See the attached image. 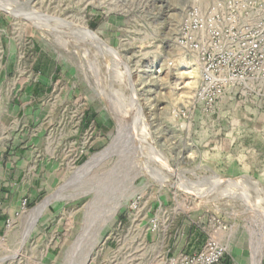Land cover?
Returning a JSON list of instances; mask_svg holds the SVG:
<instances>
[{
  "label": "rangeland",
  "instance_id": "rangeland-1",
  "mask_svg": "<svg viewBox=\"0 0 264 264\" xmlns=\"http://www.w3.org/2000/svg\"><path fill=\"white\" fill-rule=\"evenodd\" d=\"M222 1L2 0L15 7L17 16L0 11V166L11 169V162L16 170L24 162L28 168L21 169L22 179L25 175L27 181L38 172L29 212L44 202L48 210L33 231L25 227L24 218L5 233L0 264H164L167 256L199 251L222 222L229 231L221 239L226 243L231 239L233 245L221 264H251L260 256L264 264V98L221 103L213 117L196 109L193 133H183L170 122L168 109L190 98L197 83L185 85L184 79H177L175 62L173 81L139 72L142 59L159 54L161 59L178 58L181 52L171 45L190 8L207 10ZM33 11L41 18H34ZM22 15L47 21L52 29L48 24L44 30L31 25ZM56 18L66 27H58ZM81 23L120 52L132 73L129 95L120 82L122 67L102 58L113 70L107 73L90 41L76 33L75 26ZM106 84L111 95L100 102L96 95ZM128 96L139 103L140 114L131 103L130 113L122 107L120 100ZM77 98L83 99L85 108L96 105L110 124L104 145L86 155L60 144L64 136L60 122L68 117L76 123L80 117L61 101ZM27 105L47 118L36 131L47 128L43 140L51 146L49 154L10 148L28 135L21 122ZM136 115L143 116L145 138L134 130ZM141 147L144 151L139 153ZM150 150L159 151L160 160L155 161ZM159 162L175 171L173 177L167 176L170 181L184 176L206 201L188 199L178 195L174 185L155 181L150 173L167 174L158 168ZM144 165L150 170L142 169ZM222 177L237 180L238 185L218 183ZM244 180H253L256 186ZM137 197L139 209L132 212L129 205ZM118 199L123 206L108 219ZM152 219L158 222L155 232L149 227Z\"/></svg>",
  "mask_w": 264,
  "mask_h": 264
},
{
  "label": "built area",
  "instance_id": "built-area-1",
  "mask_svg": "<svg viewBox=\"0 0 264 264\" xmlns=\"http://www.w3.org/2000/svg\"><path fill=\"white\" fill-rule=\"evenodd\" d=\"M171 48L187 55L197 65L199 71L198 82L192 96L183 98L184 101L168 109L169 120L177 131L193 133L192 123L196 109L206 116L213 117L221 103L235 101L238 98L245 100L251 97L264 98V0H223L222 4L214 5L207 10L199 7L190 8L185 20L179 26ZM95 51L102 59L100 53L96 49ZM174 57L171 55L161 59L159 54L149 59H142L139 72L146 77L153 76L156 79L167 76L173 81ZM103 63L106 65L107 73L111 74L113 70L105 60ZM110 79L108 76L107 83ZM120 82L129 95L128 84L123 82V78ZM96 86L98 89L101 87L98 83ZM99 93L95 97L100 102L103 101V96L108 100V95H111L108 92V86L102 87ZM224 99L226 102H223ZM140 103L142 104L141 101ZM121 104L122 107L127 106V113H130L128 112L130 109L129 96L122 99ZM143 111L150 121L149 114L146 110L143 109ZM123 131L126 132L124 129ZM162 170L167 173L165 174L166 179L168 183L174 185L177 194L180 192L188 199L198 194L191 190V184L182 178L184 176L177 177V180L174 178L175 181L172 182L167 176L173 177L175 171L171 168L169 171L164 168ZM221 179L222 181L218 183L238 185L237 180L223 177ZM177 185H184L188 187V190H181L177 188ZM140 201V197L132 200L129 209L137 212ZM2 212L3 201L0 197V214ZM28 212V200L23 199L18 210L5 220V232L11 230ZM149 227L152 232L157 231V220H150ZM228 231V225L224 222L220 223L199 251L167 256L164 264H221L228 249L227 243L221 239L219 234H226ZM4 245L5 233L0 235V251Z\"/></svg>",
  "mask_w": 264,
  "mask_h": 264
},
{
  "label": "crops",
  "instance_id": "crops-1",
  "mask_svg": "<svg viewBox=\"0 0 264 264\" xmlns=\"http://www.w3.org/2000/svg\"><path fill=\"white\" fill-rule=\"evenodd\" d=\"M82 100V98H77L75 101H61V103H63L61 105L72 108L73 111L70 110L78 113V115L80 114V117L76 123H74L72 118L68 119V117L65 121L60 122L61 132L64 131V136L61 137L60 144H67L69 145L67 147L71 146V148L75 150L81 149L83 155H86L92 150L99 149L104 145L107 139V134L110 132V124L107 116H105L95 104L92 108L90 106L89 108H85ZM46 119L45 115H41L40 113L36 114L33 112V107L27 105L26 114H24L21 122L25 123L28 135L23 138V141L17 140L15 143L13 142L12 147L10 148L14 151L26 148L28 154L31 153V151L32 154L41 151L45 154L51 153L52 150L49 142L46 145L43 140L45 139L44 135L47 129L45 125L40 128V130L36 131L40 124H46ZM31 127L34 129L32 134H30L29 131ZM72 130L74 133H72ZM15 138L18 139V135L15 136ZM13 150L10 151V153H13ZM8 166L11 167V169L0 166V197L3 201V212L0 214V235L6 233L4 222L18 210L20 202L23 199H27L30 205L31 202H33V198H35L34 195L36 193L35 176L38 172L32 174V177L27 181L28 178L25 179V175H23L22 179L21 169L28 168L24 162L19 164L16 170H14L11 162ZM8 191L10 194H8ZM30 198L32 200H30ZM24 218L25 217L20 221L24 220Z\"/></svg>",
  "mask_w": 264,
  "mask_h": 264
},
{
  "label": "bare ground",
  "instance_id": "bare-ground-1",
  "mask_svg": "<svg viewBox=\"0 0 264 264\" xmlns=\"http://www.w3.org/2000/svg\"><path fill=\"white\" fill-rule=\"evenodd\" d=\"M0 11H2V12H4V13H6V14H9L8 16H14V18H15V16H17V15H15V7H13V5H9L8 3L7 4H4V3H2V0H0ZM3 2H5V1H3ZM30 2V1H29ZM27 5V4H26ZM28 6V5H27ZM26 6V7H27ZM28 7H30V6H28ZM32 8H30L29 10H31ZM37 10V9H36ZM26 11H28V10H26ZM32 11V10H31ZM35 11V10H34ZM33 11V12H34ZM25 12V11H24ZM28 12H30V11H28ZM17 13V12H16ZM19 13V12H18ZM26 13V12H25ZM24 13V14H25ZM32 13V12H31ZM37 13H39V12H37ZM43 13V12H42ZM21 14H23L22 12H21ZM23 14V15H24ZM26 14H28V13H26ZM25 14V15H26ZM33 14V13H32ZM36 13L34 12V15H33V17L35 18H38V17H40V16H38L37 17V15H39V14H37V15H35ZM45 14V13H44ZM22 15V16H23ZM29 15V14H28ZM27 15V16H28ZM18 16L20 17L21 15H19L18 14ZM42 16H43V14H42ZM50 16H52V15H50ZM24 18H25V16H23ZM29 17V16H28ZM31 17V16H30ZM29 17V18H30ZM32 17V18H33ZM16 18H18V17H16ZM22 18V17H21ZM20 18V19H21ZM23 18V20L25 21V22H27V23H29V24H33V25H42V29H43V25H49L50 23H48L47 21L45 22V21H42V19H41V21L42 22H40V21H35V20H37V19H35L34 20V18H33V20H31V19H28V18H25L24 19ZM41 18V17H40ZM43 18H45V17H43ZM51 18V17H50ZM55 18V17H54ZM46 20H48V19H46ZM35 21V22H34ZM50 21V20H49ZM59 21L60 20H58L57 21V18H56V20H55V22H57L58 24H56L55 22H54V20H53V24H52V26L54 25V23L56 24V25H58V27L59 26H63V27H66V26H64L63 25V23H59ZM50 22H52V21H50ZM64 22V21H63ZM66 22V21H65ZM71 22V21H70ZM68 23V22H67ZM76 23V22H75ZM80 23V22H79ZM61 24V25H60ZM72 24V23H71ZM77 24V23H76ZM69 25V24H68ZM78 25V24H77ZM55 26V25H54ZM73 26H74V24L73 25H71V28H73ZM35 27V26H34ZM37 27V26H36ZM35 27V28H36ZM39 27V26H38ZM37 27V28H38ZM49 27V30H50V25L48 26ZM58 27H57V31H58ZM68 27V26H67ZM69 27H70V25H69ZM68 27V28H69ZM46 28V27H45ZM54 28V27H53ZM55 28H56V26H55ZM55 28H54V30H55ZM67 28V29H68ZM39 29H41V27L39 28ZM52 29V28H51ZM60 29H62V27L61 28H59V30ZM44 30V29H43ZM48 30V32H50ZM63 30H65L64 28H63ZM73 30L74 29H72V31H69V32H73ZM75 30H76V33H79L80 35V37H82V38H86V39H88L89 41H90V45L91 46H93L99 53H100V55L102 56V58L103 59H105L109 64H112V65H119V67L121 68L122 67V78H123V82H125V83H127L128 84V87L130 88V82L132 81H130V79H131V74L132 73H130V68L127 66V64L124 62V60L122 59V57H121V54H120V52L117 50V49H115V48H113L112 46H110V45H108L100 36H99V34H98V32H94V31H92V30H90L88 27H87V25L85 24V23H81V24H79V27L78 26H75ZM52 31V30H51ZM56 31V30H55ZM66 31H68V30H66ZM176 32H178V29L177 30H175ZM62 32V31H61ZM65 32V31H64ZM175 32V33H176ZM74 34H75V32H74ZM76 35H78V34H76ZM82 35V36H81ZM78 36V37H79ZM76 37V36H75ZM79 37V38H80ZM79 38H78V40H79ZM82 38H80L81 40H82ZM84 39L82 40V41H84ZM85 42H86V40H85ZM180 52V51H179ZM178 52V53H179ZM174 62H175V64H176V74H177V79H179V78H182V79H184L185 80V85H190V84H196L197 82H198V75H199V71H198V68H197V65L187 56V55H185V54H178V58H175V60H174ZM174 69V68H173ZM187 75V76H186ZM197 77V78H196ZM133 78V77H132ZM132 83V82H131ZM134 83V82H133ZM134 87V86H133ZM129 90H131V89H129ZM134 90L132 89V92H133ZM135 93H137V92H135ZM134 93V94H135ZM131 94V93H130ZM134 94H133V97H134ZM136 97H137V95H135ZM131 97V96H130ZM131 99H133L132 97H131ZM120 100V99H119ZM137 100V99H136ZM117 101V100H116ZM120 101H122V100H120ZM119 102V101H118ZM223 102H226V99H224L223 100ZM130 103H131V106H134V107H137V109H136V111L138 110V106H140V105H138L139 103H137L136 101H130ZM140 108H141V106H140ZM143 109V108H142ZM142 109L140 110L141 112H142ZM135 109L133 108V111H134ZM139 112L137 111L136 112V114H138ZM143 113V112H142ZM140 114V113H139ZM135 115V114H134ZM137 116V115H136ZM140 116V115H139ZM141 118L143 117V116H140ZM140 117H138L137 116V118H134V130H135V132H138V134H139V136L140 137H142V138H145L146 137V135H147V133H145V131H144V128H145V124H142V119H140ZM125 128V127H124ZM120 130H122L123 131V126H121L120 125ZM122 136V134H120L118 137H121ZM117 137V138H118ZM148 142V141H147ZM147 142L146 141H143V143H146L147 144ZM111 148V147H110ZM142 148H144V147H141L139 150H138V152L139 153H142V151H144ZM113 150V149H112ZM109 152V150H106V152ZM159 153V151H157V150H154V151H151L150 150V154L152 155V158L153 159H155V161H157L158 159L160 160V157H158L157 156V154ZM161 153V152H160ZM160 155V154H159ZM163 156V155H162ZM165 157V156H164ZM163 159V158H162ZM162 161V160H161ZM166 161V160H165ZM157 163V162H156ZM158 166H159V168L160 169H162V168H164V170H168L169 171V169H170V166H169V164L168 163H161V162H159L158 163ZM89 168V167H88ZM87 168V169H88ZM87 169H85V170H87ZM142 169H146V170H150V168L147 166V165H144L143 167H142ZM157 171H154V173L151 175V173H150V176H153V178H154V180L155 181H158V182H160V183H162V184H167V185H170L169 183H168V181H167V179L165 178L166 176H165V174H161V173H156ZM179 174V173H178ZM109 176V175H108ZM177 176V175H176ZM111 180H112V178H111ZM221 181H222V179H221ZM247 184L249 183V184H253V180L252 181H250V180H244ZM219 182V181H218ZM211 183H216V182H211ZM255 183V182H254ZM246 185V184H245ZM97 186V185H96ZM98 186H99V184H98ZM253 186H256V185H254L253 184ZM261 186V185H260ZM177 188H179V189H181V190H188V188H186L184 185H177ZM254 188H256V187H254ZM99 189V188H98ZM262 189V188H261ZM101 190H102V188H101ZM100 190V191H101ZM104 190V189H103ZM102 190V191H103ZM106 190V189H105ZM104 190V191H105ZM108 191V190H107ZM114 191V190H113ZM258 191H259V187H258ZM92 192H99L98 190H96V189H93L92 190ZM109 192H111L110 190L108 191V193L107 194H110ZM260 192H261V190H260ZM100 193V192H99ZM98 193V194H99ZM104 193V192H103ZM264 193V192H263ZM111 194H113V193H111ZM114 194H115V192H114ZM113 194V195H114ZM117 194V193H116ZM116 194H115V196H116ZM97 196V195H96ZM106 196V195H105ZM195 196H196V198L197 199H199L200 201H206L204 198H203V195L200 193V194H195ZM104 197V196H103ZM121 197V196H120ZM104 198H109L110 199V197H104ZM116 200H117V198H116ZM122 199H120V201H119V199H118V202H116V204H114L112 207H111V209H110V217L108 218V219H114L115 218V216H116V213H117V211L120 209V208H122ZM214 206V205H213ZM47 210H48V207H47V205H46V203L44 202L41 206H39L38 205V207L36 208V209H34V210H32V211H30L29 212V214L27 215V216H25V223H26V226L25 227H28V228H30V230L31 231H33L34 229H35V227H36V225H37V223L39 222V219L42 217V216H44V214H46L47 213ZM137 214L138 213H135L134 214V217H136L137 216ZM224 233H220L219 234V236L222 238L224 235H223ZM233 245V243H232V241H231V239L230 240H228L227 241V249L229 250V247L230 246H232ZM261 256L260 257H258L257 259H255V260H253V262H251V264H261ZM83 264V263H82Z\"/></svg>",
  "mask_w": 264,
  "mask_h": 264
}]
</instances>
